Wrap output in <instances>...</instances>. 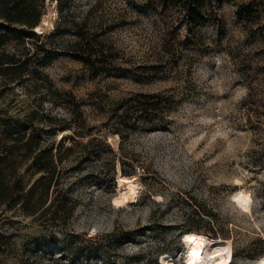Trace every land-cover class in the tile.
Listing matches in <instances>:
<instances>
[{"label":"rangeland","instance_id":"374dc122","mask_svg":"<svg viewBox=\"0 0 264 264\" xmlns=\"http://www.w3.org/2000/svg\"><path fill=\"white\" fill-rule=\"evenodd\" d=\"M65 1L74 6L84 0ZM109 1L116 10L129 0ZM130 5L131 27L114 39L136 70L161 65L168 76L148 81L94 76L66 55L44 61L40 68L46 80L84 103L91 131L101 130L117 159L113 163L102 147L97 164L66 174L76 181L79 205L65 227L35 221L19 209L0 211V264H164L166 254L180 264L187 248L183 235L199 230L212 239L231 240L232 264H257L264 254V0H209L207 22L199 28L186 25L185 15L173 8L154 12L139 0ZM43 15L39 31L50 32L59 16L57 1L46 0ZM174 28L181 46L178 60L165 51ZM31 46L30 38L20 36L3 44L22 56ZM4 83L0 78V132L4 119L25 120L40 97L31 81ZM170 88L182 100L164 125L125 139L112 131L117 122L111 117L123 97ZM46 107L66 115L64 108ZM34 125L25 124L28 137L44 123ZM48 135L56 142L75 136L72 130ZM21 172L31 180L32 173ZM120 172L137 178L136 202L115 203ZM238 190L253 196L250 211L234 201ZM82 242L89 247L82 248Z\"/></svg>","mask_w":264,"mask_h":264},{"label":"trees","instance_id":"16d2710c","mask_svg":"<svg viewBox=\"0 0 264 264\" xmlns=\"http://www.w3.org/2000/svg\"><path fill=\"white\" fill-rule=\"evenodd\" d=\"M55 1L59 16L53 30L38 33L34 29L42 22L46 0H0V78L7 86L14 83L24 86L31 81L38 88L37 94L40 96L38 107L25 120L13 122L4 119L2 122L0 211L4 214L7 209H19L22 215L35 221L50 220L56 226L65 227L79 205L73 191L76 181L71 183L66 174L82 170L83 164H97L94 159L103 157L102 147L110 151L113 163L117 154L108 139L102 136L101 130L98 133L91 131L84 103L73 92L60 90L46 80L41 65L48 59L66 55L80 62L94 76H130L148 81L167 77L168 74L164 70L160 71L161 65L153 69L136 70L114 39L115 33L131 27L129 10L132 0H127V6L116 10L108 4L109 0H84L74 6L65 0ZM139 1L148 4L149 10L154 12H157L158 7L180 11L185 15V24L192 28H199L207 22L209 0ZM176 31L177 28L169 29L166 37L165 51L171 60L179 59L177 55L181 46L176 42ZM18 36L32 40V46L25 56L11 53L3 47V44ZM181 100L180 92L174 88L139 91L125 96L112 114L111 119L117 122L112 131L125 139L132 132L153 130L156 126L164 125ZM46 103L64 108L66 115L51 114L45 108ZM35 121L44 123V126L28 137L29 129L25 128V124L35 127ZM66 130L74 131L75 136H62L59 142L47 140L49 133ZM23 168L25 173H32L30 181L24 179V173L21 172ZM37 174H41V177L33 180ZM200 217L204 220V215ZM9 221L21 223L19 220ZM2 242L4 235L0 234ZM87 244L82 242L81 247L88 248ZM64 249L71 250L69 247Z\"/></svg>","mask_w":264,"mask_h":264},{"label":"bare ground","instance_id":"6f19581e","mask_svg":"<svg viewBox=\"0 0 264 264\" xmlns=\"http://www.w3.org/2000/svg\"><path fill=\"white\" fill-rule=\"evenodd\" d=\"M38 31L40 28H37ZM137 178L129 174L120 172L117 180L120 186L119 195L114 201L117 205H127L136 202L138 198ZM234 201L244 211H250L253 196L244 190H238L234 194ZM182 242L187 246L185 264H232L234 262L233 244L230 239H212L198 231L186 232L182 237ZM198 253L193 256L192 253ZM164 264H175L173 257L166 254L162 257ZM257 264H264V254L261 255Z\"/></svg>","mask_w":264,"mask_h":264},{"label":"water","instance_id":"95a60500","mask_svg":"<svg viewBox=\"0 0 264 264\" xmlns=\"http://www.w3.org/2000/svg\"><path fill=\"white\" fill-rule=\"evenodd\" d=\"M38 33H41L40 31L36 30ZM48 140L51 141V142H54V138L52 135H49L48 136Z\"/></svg>","mask_w":264,"mask_h":264},{"label":"snow or ice","instance_id":"6c2138e0","mask_svg":"<svg viewBox=\"0 0 264 264\" xmlns=\"http://www.w3.org/2000/svg\"><path fill=\"white\" fill-rule=\"evenodd\" d=\"M192 255H193V256H197V255H198V253H196V252H193V253H192Z\"/></svg>","mask_w":264,"mask_h":264}]
</instances>
